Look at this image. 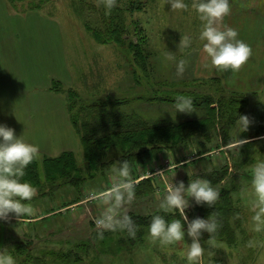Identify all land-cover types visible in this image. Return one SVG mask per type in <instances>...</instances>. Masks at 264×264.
I'll list each match as a JSON object with an SVG mask.
<instances>
[{"label":"rangeland","instance_id":"374dc122","mask_svg":"<svg viewBox=\"0 0 264 264\" xmlns=\"http://www.w3.org/2000/svg\"><path fill=\"white\" fill-rule=\"evenodd\" d=\"M28 1L15 5L0 0V53L9 57L0 67V124L39 145L43 149L37 157L41 163L52 150L44 140L46 134L48 140L60 142L55 147L62 144L58 133L52 136L49 127L57 131L66 114L78 142L72 151L81 168V181L77 187L65 184L55 190L54 185L45 183V188H37L36 196L28 202L37 210L34 216L18 218L13 214L0 220L4 225L1 248L7 247L17 264H187L185 253L192 242L187 233L184 241L168 247L152 240L149 225L140 228L141 234L137 231L132 240L120 230L104 231L106 237L98 234L94 221L101 206L89 198L88 190L110 187L111 169L119 164L120 151L116 147L110 150L109 172L89 175L80 135L71 121L67 91L74 90L79 97L75 111L81 104H96L108 117L139 114L151 121L199 119L205 114L202 108L194 105L190 114L176 113L174 104L177 96L198 94L211 96L216 109L220 98L232 100L239 115L249 116V129L239 134L236 118H220L216 127L219 136L213 130L211 138L196 136L178 149L165 148L155 156L142 157L132 175L138 184L152 177L153 189L147 193L137 184L135 198L125 209L130 216L160 214L167 219L168 213L158 206L169 185L183 181L187 186L197 178L210 180L226 166L225 179L210 182L218 191L235 188L232 199L239 213L229 225L236 242L213 239L217 245L213 248L207 244L210 238L202 236L205 253L201 264H264V247L247 246L249 240L264 242V235L251 231L249 196L245 195L250 191L251 169L264 159V0H230L231 12L221 24L238 30V38L251 46L252 55L239 71L223 73L216 71L203 51L205 42L199 39L202 22L192 7L193 0H185L186 10L171 9L168 0H122L129 3L124 14L129 36L138 33L147 39L151 54L146 70L127 48L100 44L88 29L86 23L94 28L101 22L103 0H44L38 7ZM182 35L191 37L190 49H178ZM165 53L174 55L176 62L186 61L182 76L176 75V62L164 59ZM54 83L59 91L53 89ZM88 124L95 128L98 123L92 120ZM103 128L116 127L109 123ZM223 129L234 147L228 148L222 139ZM239 138L248 142L245 145L252 144L243 151ZM195 205L190 198L185 209L189 221ZM171 213L167 220L181 219L178 211ZM21 244L24 246L18 249Z\"/></svg>","mask_w":264,"mask_h":264},{"label":"clouds","instance_id":"9594fccd","mask_svg":"<svg viewBox=\"0 0 264 264\" xmlns=\"http://www.w3.org/2000/svg\"><path fill=\"white\" fill-rule=\"evenodd\" d=\"M173 10H186L188 4L185 0H168ZM106 11L116 6V0H103ZM192 7L198 13L202 22L199 39L204 41L203 51L210 58L211 65L218 73L231 70L237 72L241 66L251 57L252 48L242 39H239L238 30L222 26L223 18L230 14V0H193ZM191 37L182 35L178 49L183 51L190 49ZM164 59L176 62V57L171 53H165ZM186 61L176 62V75L182 76L185 72ZM176 113L190 114L194 111V101L190 96L180 95L174 100ZM251 120L248 115H238L236 125L239 134L249 129ZM247 141L240 139L238 143L243 145ZM235 145L229 144L228 148ZM39 146L16 135L15 129L5 124H0V220H7L10 215L18 218L34 216L36 209L28 202L37 194V188L28 180H25L27 167L39 155ZM110 187L102 191L89 189V198L99 202L101 211L94 223L100 230L101 237L104 231H127L129 236L135 238L136 228L134 221L125 209L136 194V186L139 180L132 175V166L128 160L120 161L111 169ZM250 191L247 206L251 212V231L264 235V159H259L250 173ZM220 193L213 187L210 180L197 178L190 180L185 186L183 181L169 185L166 194L160 200L159 210L164 213L178 211L181 219L167 220L165 216L156 214L152 216L148 226V233L153 241H159L163 247L175 246L185 240V234L191 238V243L185 253L187 264H201L205 247L201 244L204 232L211 234L207 241L210 247L217 245L213 241V235L220 225L217 219L210 215L207 218L196 217L189 221L185 209L190 205V198L196 205L213 206L219 199ZM159 199V194H157ZM242 199L244 196L242 195ZM185 224L187 228L185 229ZM249 248L264 247V242L249 240ZM0 264H17L16 257L7 248H0Z\"/></svg>","mask_w":264,"mask_h":264},{"label":"trees","instance_id":"16d2710c","mask_svg":"<svg viewBox=\"0 0 264 264\" xmlns=\"http://www.w3.org/2000/svg\"><path fill=\"white\" fill-rule=\"evenodd\" d=\"M10 1L16 5L18 2L23 3L25 0ZM28 2L29 5H33L32 7H38L45 3L44 0H31V2ZM122 2V0H116V6L110 11H106L104 8V11H101V22L95 25L94 28L89 23H86V25L89 30L91 29L93 37L98 43L115 44L127 48L129 52L133 53L137 64L146 70L151 54L146 47L147 39L144 35L138 33H134L135 36L133 38L129 36L131 33L130 28L126 24V18L124 16L125 12L129 10V3L126 1L124 3ZM134 25L136 26V24ZM52 87L54 90L59 91L57 84L54 83ZM67 92L71 121L76 132L80 135L85 161L87 162V168L91 177H94L93 175L95 173L104 175L105 172L110 171L112 160L109 159L108 155L113 147L118 148L120 151L118 160H128L132 166V170H134L135 165L142 157L146 155L155 156L165 148L169 150L178 149L188 144L196 136L211 138L213 130L217 131V121L220 118L228 117L230 119L232 117V119H237L239 115L237 110L232 107V100L231 102H227L220 98V107L216 109L212 107L214 101L211 96H200L196 94L192 97L194 105L205 111V114L199 119L173 121L160 118L151 121L141 117L139 114H116L108 117L106 112L104 113V110L102 111L100 106L96 104H81L79 110L75 111V107H77L78 101H80L79 97L74 90L69 89ZM92 120L98 123L96 125L97 127H88V122ZM80 121H83V123ZM80 123L82 126H80ZM109 123L114 124L116 128L105 130L103 124L106 125ZM222 131V139L225 140V143L229 144L226 130L223 129ZM216 134L219 136L218 131ZM200 143L202 146L205 145L204 142ZM246 143L242 146L243 151L246 150V146L252 144L245 145ZM247 149L251 151V149ZM246 153L248 152L246 151ZM227 170L228 168L224 166L221 170L214 172L210 180L213 183L221 182L227 176ZM80 175L81 168L78 164L76 154L73 151H65L56 157L45 155L41 163L38 158L34 159L27 167L24 179L30 181L39 190L45 188V183L54 185V189L56 190L65 184H70L75 187L79 186L81 181ZM151 180L152 177L144 178L138 185H143L146 188L145 190H147L146 192L149 193L153 189ZM148 189L150 190L148 191ZM234 190V187H224L219 190V199L213 206L209 207L206 204L195 205L189 212L190 220L198 216L202 218H207L210 215L214 216L220 227L212 239L224 240L229 244L236 242L234 230L229 225V220L232 218L236 221L239 213V208L232 199ZM172 215V213H168L166 215L167 219ZM131 217L137 232L143 226L149 225L152 215L147 217L131 215ZM141 230L139 231L140 234ZM124 233L125 236L129 237V240H132V237L129 236L126 230ZM204 235L211 238V234L207 232H204L202 236ZM102 237H106L105 234ZM121 241L125 240L123 239ZM22 246L24 245H17L18 249H21L20 247Z\"/></svg>","mask_w":264,"mask_h":264},{"label":"crops","instance_id":"0c3cea01","mask_svg":"<svg viewBox=\"0 0 264 264\" xmlns=\"http://www.w3.org/2000/svg\"><path fill=\"white\" fill-rule=\"evenodd\" d=\"M10 35V32H9ZM9 57L6 56V59L4 58L3 54L0 53V67H3L4 63L6 62V60H8ZM65 114V113H64ZM67 120V116L65 114V118H63L62 122L63 125L56 131L55 128L49 127L50 134L53 136V134L58 133L60 139L62 140V144L60 145V147H55L58 143V140H53V139H49L48 134H46V137L44 138V140L47 142L48 145H50V148L52 150H50L48 152V154H46L47 156H59L61 153L65 152V151H72L73 149H76L78 147V142H77V138L75 137L74 134V129L70 128V126L67 124L68 122H66ZM57 143V144H56ZM39 146V145H38ZM40 152H43L42 148L39 146ZM3 226L2 223H0V237L1 234L3 232ZM2 239H0V248L2 247Z\"/></svg>","mask_w":264,"mask_h":264}]
</instances>
